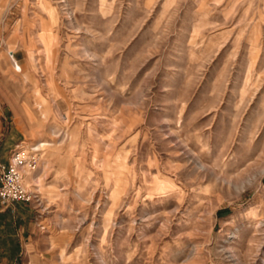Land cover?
Listing matches in <instances>:
<instances>
[{
  "label": "rangeland",
  "instance_id": "obj_1",
  "mask_svg": "<svg viewBox=\"0 0 264 264\" xmlns=\"http://www.w3.org/2000/svg\"><path fill=\"white\" fill-rule=\"evenodd\" d=\"M0 133V264H264V0H0Z\"/></svg>",
  "mask_w": 264,
  "mask_h": 264
},
{
  "label": "built area",
  "instance_id": "obj_2",
  "mask_svg": "<svg viewBox=\"0 0 264 264\" xmlns=\"http://www.w3.org/2000/svg\"><path fill=\"white\" fill-rule=\"evenodd\" d=\"M22 152L23 150L20 149L12 155L7 165H0V205L2 207H13L15 204L32 200V192L25 183L24 169L33 167L35 157L30 158L26 154L27 159H23Z\"/></svg>",
  "mask_w": 264,
  "mask_h": 264
},
{
  "label": "crops",
  "instance_id": "obj_3",
  "mask_svg": "<svg viewBox=\"0 0 264 264\" xmlns=\"http://www.w3.org/2000/svg\"><path fill=\"white\" fill-rule=\"evenodd\" d=\"M21 146V145H20ZM20 146H17L16 148H20ZM13 144L9 145L8 138L4 136V134L0 133V165H7L10 161V155L12 152ZM24 203H18L15 204L13 207H11V212L16 213L18 212L19 208H22Z\"/></svg>",
  "mask_w": 264,
  "mask_h": 264
},
{
  "label": "bare ground",
  "instance_id": "obj_4",
  "mask_svg": "<svg viewBox=\"0 0 264 264\" xmlns=\"http://www.w3.org/2000/svg\"><path fill=\"white\" fill-rule=\"evenodd\" d=\"M19 149H23V152L21 153V157L23 159H25V158L27 159V157H26L27 151L24 149V147H20ZM31 150H33V152H35V153L39 152L37 147H34V149H31ZM261 176H264V171L261 173ZM255 179L256 178H253V179L249 180L248 182H245L242 184H238V182L233 181V180L228 181V180L224 179L223 181H226L227 184L229 185V187L236 189L238 193H242L243 191H245L247 189L248 185H251L254 182Z\"/></svg>",
  "mask_w": 264,
  "mask_h": 264
}]
</instances>
